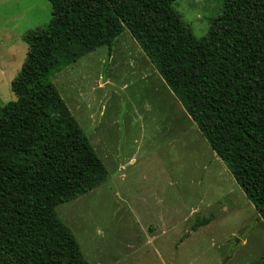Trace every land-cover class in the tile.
Listing matches in <instances>:
<instances>
[{
	"label": "trees",
	"instance_id": "obj_1",
	"mask_svg": "<svg viewBox=\"0 0 264 264\" xmlns=\"http://www.w3.org/2000/svg\"><path fill=\"white\" fill-rule=\"evenodd\" d=\"M175 0H48L0 106V264H88L54 207L105 169L50 80L126 29L264 223V0H223L192 34ZM210 217L195 219L191 230Z\"/></svg>",
	"mask_w": 264,
	"mask_h": 264
},
{
	"label": "rangeland",
	"instance_id": "obj_2",
	"mask_svg": "<svg viewBox=\"0 0 264 264\" xmlns=\"http://www.w3.org/2000/svg\"><path fill=\"white\" fill-rule=\"evenodd\" d=\"M223 0H175L196 37ZM48 0H0V106ZM105 176L54 207L88 264H264V223L124 29L50 76ZM211 220L195 230L197 218Z\"/></svg>",
	"mask_w": 264,
	"mask_h": 264
}]
</instances>
